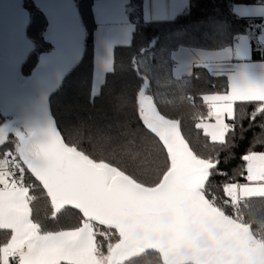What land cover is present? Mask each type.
Masks as SVG:
<instances>
[{"label": "snow or ice", "instance_id": "1", "mask_svg": "<svg viewBox=\"0 0 264 264\" xmlns=\"http://www.w3.org/2000/svg\"><path fill=\"white\" fill-rule=\"evenodd\" d=\"M137 99L143 124L167 153L168 166L152 186L69 146L57 129L49 128L42 138L17 133L15 154L4 152L0 159V230L8 236L0 243V264H132L149 253L158 261L163 254L167 264H204L206 253L199 243L190 248L178 245L206 232L238 236L252 256L264 251V239L249 236L239 214L241 201L247 206L252 198L264 199V151L241 156L247 183L223 185L237 212L235 217L228 215L206 195L216 165L194 154L179 122L162 115L151 96L140 94ZM203 99L215 123L196 127H203L213 142L226 145L233 126L225 120L235 119L237 101L259 102L255 111L264 113V80L229 78L226 92ZM5 142L0 132V145ZM24 166L42 186L53 217L66 207L74 208L83 217L79 227L42 231L31 216L36 197L30 194L31 185L23 182ZM97 235L109 241L116 236L115 242L107 243L106 253Z\"/></svg>", "mask_w": 264, "mask_h": 264}, {"label": "trees", "instance_id": "2", "mask_svg": "<svg viewBox=\"0 0 264 264\" xmlns=\"http://www.w3.org/2000/svg\"><path fill=\"white\" fill-rule=\"evenodd\" d=\"M95 1L75 0L85 31L84 55L66 76L61 89L50 98L51 113L64 142L97 162L118 167L146 186L157 183L168 161L159 139L144 126L139 114L137 93L148 80L145 94L153 98L157 110L179 122L180 132L194 154L215 163L206 195L209 199L214 197L215 204L232 215L231 202L223 192V185L244 179L243 154L264 151V113L255 111L259 102L237 103L233 130L226 134V145L211 141L196 127L208 117L209 108L203 97L226 92L228 80L225 76L211 75L203 66H195L189 75L177 78L172 73V52L182 46L204 50L232 46L238 36L251 31L255 24L236 16L232 6L264 4V0H188L183 12L172 19L157 21L144 19L143 0H128L126 16L134 26L130 40L112 49L110 67L98 92L92 94L96 23L91 7ZM45 23L39 11L30 13L26 35L34 49L22 67L23 75L30 73L40 52L51 49L40 37ZM4 121L0 115V124ZM4 139L0 159L6 151L15 154V133L8 132ZM24 176L32 182L30 194L36 197L30 206L31 216L42 231L71 230L80 226L82 215L70 207L53 217L42 187L26 168ZM239 207L243 223L250 225L253 235L261 239L259 225L249 224V221L264 219V199L252 198L247 206L241 201ZM97 228L109 231L103 226L97 225ZM7 238L1 231L0 243ZM115 239V235L110 241L100 235L96 237L105 253L107 243ZM132 264H162V261L161 257L158 261L149 253L133 260Z\"/></svg>", "mask_w": 264, "mask_h": 264}, {"label": "water", "instance_id": "3", "mask_svg": "<svg viewBox=\"0 0 264 264\" xmlns=\"http://www.w3.org/2000/svg\"><path fill=\"white\" fill-rule=\"evenodd\" d=\"M30 1L46 20L40 37L51 49L40 52L30 73L23 75L22 67L34 49L26 35L30 13L23 0H0V115L5 120L0 124V132L4 138L10 131L16 138L17 133L42 138L49 128L58 130L50 98L61 89L66 76L84 55L85 31L75 0ZM147 87L148 80H145L137 98L140 94L146 95ZM245 225L247 234L255 237L250 225ZM194 243L205 249L204 264H264V251L250 255L238 236L206 232L182 240L178 247L190 248ZM161 261L167 264L163 254Z\"/></svg>", "mask_w": 264, "mask_h": 264}, {"label": "crops", "instance_id": "4", "mask_svg": "<svg viewBox=\"0 0 264 264\" xmlns=\"http://www.w3.org/2000/svg\"><path fill=\"white\" fill-rule=\"evenodd\" d=\"M127 1L97 0L91 7L96 23L93 34L92 82V88L95 90H99L110 67L112 49L116 45L127 44L134 29L126 16ZM187 4L188 0H143V16L147 21L172 19L183 12ZM232 11L240 18L254 21V28L238 36L232 46L223 49L204 50L184 46L177 48L172 52L174 61L172 73L175 77L189 75L193 67L203 66L211 75L225 76L228 82L229 78L237 77H247L257 82L264 80V4H234ZM215 94L222 93L208 95ZM203 102L208 106L204 99ZM240 102L235 103L234 109ZM225 122L233 124L232 120L226 119ZM214 123L215 119L209 115L198 122L206 125ZM200 129L205 134L204 128L200 127ZM208 138L211 140L210 137ZM234 183H247V181L243 179ZM229 201L231 202L230 198Z\"/></svg>", "mask_w": 264, "mask_h": 264}, {"label": "built area", "instance_id": "5", "mask_svg": "<svg viewBox=\"0 0 264 264\" xmlns=\"http://www.w3.org/2000/svg\"><path fill=\"white\" fill-rule=\"evenodd\" d=\"M6 152H9V151H6ZM17 176H19V171L18 170H17ZM23 182L25 183V185H31V188H30V191H31V189H32V182L29 181V180H27L25 176H24V181ZM211 200L214 201L215 198L212 197ZM230 212L232 214L231 216H233V217H235L237 215V212H236L235 208H233L232 204L230 205ZM260 237H261V239H264V233H261Z\"/></svg>", "mask_w": 264, "mask_h": 264}, {"label": "rangeland", "instance_id": "6", "mask_svg": "<svg viewBox=\"0 0 264 264\" xmlns=\"http://www.w3.org/2000/svg\"><path fill=\"white\" fill-rule=\"evenodd\" d=\"M23 4H24L25 8L28 9L29 13H31L32 11L37 9L30 0L24 1ZM260 41L263 42V40H260ZM97 91L98 90H95V89L92 88V94H96Z\"/></svg>", "mask_w": 264, "mask_h": 264}, {"label": "clouds", "instance_id": "7", "mask_svg": "<svg viewBox=\"0 0 264 264\" xmlns=\"http://www.w3.org/2000/svg\"><path fill=\"white\" fill-rule=\"evenodd\" d=\"M251 223H257L259 225V231L264 233V219L259 221H249V224Z\"/></svg>", "mask_w": 264, "mask_h": 264}, {"label": "flooded vegetation", "instance_id": "8", "mask_svg": "<svg viewBox=\"0 0 264 264\" xmlns=\"http://www.w3.org/2000/svg\"><path fill=\"white\" fill-rule=\"evenodd\" d=\"M24 2V1H23Z\"/></svg>", "mask_w": 264, "mask_h": 264}]
</instances>
